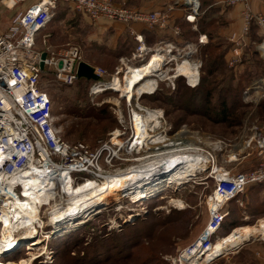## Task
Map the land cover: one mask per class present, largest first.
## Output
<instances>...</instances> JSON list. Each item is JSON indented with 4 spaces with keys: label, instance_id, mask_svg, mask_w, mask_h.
<instances>
[{
    "label": "rangeland",
    "instance_id": "1",
    "mask_svg": "<svg viewBox=\"0 0 264 264\" xmlns=\"http://www.w3.org/2000/svg\"><path fill=\"white\" fill-rule=\"evenodd\" d=\"M186 1L189 2L190 0ZM199 1L198 11L200 12L203 1ZM182 2L183 0H115L117 5L131 11H161L167 14L168 22L171 18L169 9L176 10L181 7L180 4ZM167 6H170L167 11L160 9ZM62 7L66 10L64 18H62L59 9L56 8L55 18L53 17L55 20L44 28L37 37V49L47 50L50 48L59 50L70 45H77L82 48V61L104 68L108 73H113L116 68L122 65L124 67V63L127 60L133 61L132 54H124L126 52L123 51L125 45L130 47L134 45V38L129 30L126 28L122 30L120 26L116 25L102 26L103 30L108 28L111 31L107 34L110 38L106 42L104 38L99 39L101 34L98 35L95 32L96 28L100 26L98 23L81 15L80 12L78 13L69 2H64ZM202 8L204 10V6ZM14 10L17 11L18 8L15 7ZM67 16L68 18L66 19ZM186 21L180 22L181 26L178 29L181 35L183 34L181 37L184 40L196 43L197 58H195V55L193 60L197 59L202 64L200 82L201 79L203 82L202 92L198 96L204 97L208 88L211 90V102L213 100L216 103L218 100L228 98L230 102L235 104L231 106L232 119L230 121H223V117L217 108L208 114L211 106H206L203 98H198V101L194 98L195 93L191 91L184 77L171 79L172 75L166 77L160 84L158 91L154 93L153 90L156 87L154 79H147L141 82L139 86L135 87L136 89L133 92L136 95L134 97L135 101L129 106L124 96L130 98L133 94L130 96L124 95L123 90L116 89L111 91L109 84L108 87L104 85L100 89L95 90V92H100L99 95H93L91 91L93 82L87 81L85 77H81L74 85L67 86L52 79L54 75L50 69H47L42 77L44 89L53 98L54 120L63 138L70 142H84L93 149L101 148L104 142L111 139L115 143L125 142L127 133H132V130H134L133 121L136 129L134 112L144 113L148 110L149 113L155 112L152 110H160L167 121L164 125L167 128L171 127L172 130H168V137L166 136V138L174 136L185 127V129L190 131L187 137L193 139L194 143L203 142L206 145L210 144L215 147L216 143L223 140L225 142L224 145L227 146H223L222 149L220 147L216 152L218 153L219 163H223V160L228 157L227 154H231V145L241 144L246 146V143L253 139L252 145L254 147L252 151H249L251 150L249 147L245 149L247 153L249 152L247 157L241 161L226 163L225 165L233 166L235 170H237L236 166H240L241 172H246L257 166L262 160V156L256 150L255 141L257 135L264 137V109L261 107V104L264 103V55L259 47L264 35L262 34V40L259 44H252V46L245 44V52L244 47L243 52L246 55L244 57L241 55L242 57L240 56L237 59L234 57L235 55L227 56L226 53H228L229 48H227L229 46L227 41L219 46L216 45L218 41H212L211 33L218 36L220 34L222 26L219 23L213 22L210 26H204L202 21L198 24V20H196L198 28L194 29ZM201 29H205L207 35H209L210 40L208 39L207 43H200L199 37L201 35L199 33ZM49 34L52 35L49 37ZM44 40H46V44H44ZM210 42L214 43L216 48V50H212L213 53L215 52L212 56L205 50V47ZM182 43L185 42L183 41ZM112 47H117V49L112 50ZM223 52L225 53L223 59L220 57L216 60L209 58ZM179 65L185 66L186 69L190 68L188 72L180 71V73L188 76L191 83H196L198 80L196 67H193L190 62L182 60V58L176 59V62L172 64L174 68H178ZM212 70L214 71L212 72ZM114 82H119L123 86L126 82V76L124 80L116 76L112 83L114 84ZM173 82H175V85L169 86ZM260 85L262 88H258ZM92 90L94 91V88ZM168 99L169 101L167 102L166 100ZM174 103L178 105L176 106ZM179 104L187 106L180 107ZM230 122H237V125L231 126ZM113 132H115L114 136L116 137H112ZM123 132L126 133L123 134ZM187 137L185 138L189 140ZM196 145H199V143ZM199 146L202 151L198 149H193L192 151H201L202 153L205 150V145ZM116 147L118 146L116 145ZM150 147L151 150L144 148L147 153L155 149L153 148L154 146ZM137 150L133 154L128 155L130 162L116 159L112 166L100 167L103 168L104 173L112 174L116 171L124 170L128 166L138 164L140 161L136 159L139 157L143 158L142 156L145 154H141V151ZM105 154L107 152H104L103 156ZM232 157L234 158L235 155H232ZM206 175V172L200 173L182 187L167 189L165 190L166 192L160 193L157 197L143 202L133 203L125 196H121L118 199L109 198L106 206H104L105 208H102V212L96 214L86 224H83V229L78 231V235L70 239L76 242L74 249L69 250L68 246L61 245L60 242L62 240L60 239L75 231L66 233L63 236H54L49 233L48 237L50 238L47 241V247L45 243L41 246L43 240L39 236L38 230L36 235L39 238V242L28 248L33 250L21 254H5L0 257V260L7 263L10 260L20 262L23 259H32L30 264H34L35 258L39 257L37 260L47 258L48 262H40L38 264H72L73 254L83 253L89 247L94 235L100 233L98 235L104 240V248L99 258L107 259L101 264H126L129 260L131 261L136 257L137 259L133 261V264H144L142 263L143 261H148L149 264H170L168 258L176 256L179 251L197 240L209 221L208 201L214 192V183L213 181H208ZM86 177L88 176H84L83 180ZM84 182L79 183L82 184ZM57 191H60V188H56L54 191L52 201L59 199L60 192L57 193ZM250 194L248 189L244 193L239 194L236 201L234 200L235 204L232 203L231 208L234 206V210L241 209L243 211L242 204ZM178 200L183 202L182 208L176 204ZM47 209L49 210L50 206L41 209L42 212L40 210V216L45 222L48 221ZM245 209H249V207ZM246 211L243 214L246 217L250 216L249 210ZM238 215L241 217L240 213ZM134 216H137L138 219L136 218V221L133 220L134 222L128 228L123 229L121 225L129 220L132 221ZM261 218L264 219V213L261 214L258 211L255 218L251 217L248 221L243 220L239 224H228L224 227L225 229L219 231V234L227 236L237 228L258 225ZM46 227L48 229L51 228L48 223ZM104 229L112 232H107ZM138 229H143V231L138 233L135 240L141 241V245L133 249L131 242L134 241L131 238ZM20 232L19 230L18 233ZM143 234L147 236L144 237ZM44 236L47 237V235ZM261 237L258 238L260 239ZM254 238H251L244 245L242 244L244 248L240 252H229L226 253L228 254L226 256L222 254L211 264H255L251 259L252 252L258 250L261 245L259 242H254ZM80 240L83 243H80ZM131 249H133V256L128 259L123 258L127 254L126 251ZM42 253L43 256H41ZM119 259L121 261H118Z\"/></svg>",
    "mask_w": 264,
    "mask_h": 264
},
{
    "label": "built area",
    "instance_id": "2",
    "mask_svg": "<svg viewBox=\"0 0 264 264\" xmlns=\"http://www.w3.org/2000/svg\"><path fill=\"white\" fill-rule=\"evenodd\" d=\"M247 1L221 0V4L223 7H231L239 3L247 4ZM64 2L71 3L78 12L87 14L94 21L105 18L124 22L130 26L133 23H144L150 29L157 27L164 29L168 26L167 14L161 11H131L117 5L115 0H40L28 9L18 13L11 20L6 32L0 31V177L2 178V182L0 181V214L5 209L11 211L15 209L12 199H8L4 193V188H8L5 180L25 172L31 166H39V168L47 166L55 170L54 173L56 174H59L63 168H67L72 183L77 186L80 184L79 182H86L87 180L100 181L105 176L114 174L104 173L103 168L100 166H112L116 159L130 162L128 155L133 154L137 149V151H141V154H145L144 156H149L144 148L151 150L150 146H154L162 154L164 149H172L176 143H180L182 146L186 145L187 150L191 152H193V149L201 150V147L196 145L198 142L194 143L193 139L187 137L190 131L185 127L174 136L166 138L168 130H172L171 127L167 128L164 125L167 121L160 110H152L157 113L155 119L147 123V130L151 137H146V140L141 139L135 142L137 134L134 121L132 122L134 130H132V133H127L125 142L115 143L111 139L104 142V145L99 149H93L80 141L70 142L62 137L55 124L53 102L44 90L41 78L45 69H50L60 83L74 84L79 78L77 68L79 62L82 61V51L77 45H70L59 50L50 48L39 50L36 48V43L39 33L53 19L57 5ZM183 2L189 4V12L185 16L186 20L195 24L199 14V0H193L192 2L183 0ZM191 16L195 18L192 19ZM244 18L245 32L250 31V26L254 22L262 28L264 35L263 15L254 14L248 10L244 13ZM130 31L137 42L136 50L132 54L133 61L127 60L124 67L122 65L116 68L113 73H108L106 69L94 66L98 79L93 80L92 83L91 91L93 95H99L100 92H95V90L112 82L116 76L124 80L125 76L130 74V69L127 66H139L145 63L157 50L161 51L158 66L151 76H146L141 81L155 79L156 87L153 93L158 91L160 84L170 75H172L170 79L184 77L191 87L199 84L202 64L197 59L193 60L197 48L194 50H174L175 46H171L164 40L158 42V46H149L142 33H138L134 29ZM175 31L176 34H180L178 28ZM43 42L46 44V40ZM200 42H206L202 40V36ZM263 42L264 39L261 44ZM44 52H46V57L43 59L42 54ZM178 58H182V60L190 62L193 67H196L198 72L196 83H191L188 76L180 73L178 68L172 66ZM42 61H44L45 69L41 68ZM172 71L174 72L171 73ZM170 85L174 86L175 82ZM120 94L122 93L120 92ZM124 97L127 99L126 103L131 106L130 104L135 101L134 97L136 95L133 94L131 99L127 96ZM141 114L146 116L148 110ZM154 121L158 123L155 124ZM114 133H112V137H116ZM125 133L123 132V134ZM180 133H186L185 137L189 138L187 143L176 140ZM252 142H254L253 139H250L245 148L253 147ZM202 143L200 142V145ZM224 144L225 142L220 140L217 147L220 148ZM255 144L262 160L251 170L240 171L235 174H230V172L220 174L215 168L210 171L209 176L213 179L214 192L210 196V198H213V205H209V221L197 240L179 251L176 256L168 258L170 264H211L219 257L207 258L216 238L219 237V231L222 230L225 219L229 215L227 204L235 200L239 194L244 193L249 186L264 183V137L257 135ZM116 145L118 147L115 148ZM162 148L164 149L162 150ZM104 152H107L105 156H103ZM140 158L136 160L140 161ZM84 176L88 177L83 180ZM56 181V188H60L61 180L57 179ZM13 191L16 195L20 194L22 196L21 184L13 187ZM60 191H57V193ZM10 196L14 197L13 195ZM59 200H61L60 197ZM46 207L43 206L41 209ZM47 215H50L48 209ZM40 220L44 223V226H41L38 222L35 225L39 230V236L43 240L41 246L44 245L43 243L47 246V241L50 238L46 227L48 221H43L41 216ZM44 235H47V237ZM18 236L19 233L16 230L14 239L11 241H15ZM28 247L25 244L15 254L33 250L28 249ZM43 253L41 256H43ZM38 258H35L34 264L48 262L47 258L37 260Z\"/></svg>",
    "mask_w": 264,
    "mask_h": 264
},
{
    "label": "bare ground",
    "instance_id": "3",
    "mask_svg": "<svg viewBox=\"0 0 264 264\" xmlns=\"http://www.w3.org/2000/svg\"><path fill=\"white\" fill-rule=\"evenodd\" d=\"M190 18L194 19L195 17L191 16ZM202 40L207 41V37L202 36ZM260 49L264 55V42ZM160 52L157 50L145 63L137 67H128L130 74L126 75V82L123 86L119 82H114V84L111 82V89L123 90L124 95H132L137 84L145 76H151L158 66ZM187 68L189 67L187 66ZM189 69H186L185 66H178L179 72H188ZM156 113V111L149 112L146 116L138 112L135 113L137 132L135 142L141 139L146 140L145 138L150 136L147 123L155 119ZM154 123L157 124L158 122L154 121ZM185 134L180 133L176 140L187 143ZM201 151L191 152L187 150L186 145L182 146L180 143L174 144L172 149H164L162 154L155 148L148 153L149 156L140 158L138 164L107 175L100 181L87 180L78 186L72 183L67 168H63L59 174H56L54 173L55 170L47 166L44 168L31 166L23 173L7 178L5 184L8 188H4V193L8 199H12L15 209L12 211L5 209L0 214V257L5 254L16 253L25 244L31 248L39 242L36 235L38 228L35 223L38 222L43 226V222L40 220V210L43 206H50L48 224L51 228L48 229V234L63 236L66 233L76 231V229L79 230L83 224H86L96 214L101 213L102 208L111 197L118 199L125 196L133 203L143 202L157 197L167 189H177L192 181L200 173L207 171L209 166L207 155H203ZM162 166L165 167L162 171L164 175L154 177ZM219 173L223 174L222 171ZM57 179L61 180V186L58 184L60 188L62 187L59 196L61 200L52 201ZM0 181L2 182L1 177ZM17 184L22 186V196L16 195L13 191V187ZM10 195L14 197L12 198ZM176 204L181 208L183 207V202L180 200L176 201ZM208 205H213V198H209ZM78 213L83 216L74 219ZM136 217L134 216L132 221ZM16 230L21 232L15 241H11L14 239ZM255 235H264V219L258 225L240 227L227 236L217 237L207 258L229 253L242 242L247 241L249 237ZM14 243L16 244L13 245ZM31 260L23 259L20 262L10 260L7 263L0 260V264H30Z\"/></svg>",
    "mask_w": 264,
    "mask_h": 264
},
{
    "label": "crops",
    "instance_id": "4",
    "mask_svg": "<svg viewBox=\"0 0 264 264\" xmlns=\"http://www.w3.org/2000/svg\"><path fill=\"white\" fill-rule=\"evenodd\" d=\"M39 1L40 0H0V31L6 32L10 26L11 20L18 13L28 9L29 7H31L32 5H34L35 3L39 2ZM201 1H203L202 5L204 6V10L202 8V16L205 15L207 21L213 19V20H215V22L219 23L222 26L219 36H222L226 41H228L232 45L228 49V53H226L227 56L228 55H231V56L235 55L234 57H236L237 59L241 55L244 57L246 55V53H244L245 52V47H244L245 44H250V46H252V44L256 45V44H259L261 42L263 31H262V28L258 24L253 22L250 26V31H248V33L245 32V29H244V27H245L244 13L246 11L250 10L254 14H261L264 16V0H248L247 4L239 3V4H237L235 6H231V7H223L221 4V0H201ZM62 5H63V3H59L57 5L58 7H56V8L59 9L60 14H62V18H64V14L66 13V10L63 9ZM70 5L73 6L71 3H70ZM203 6H201V7H203ZM15 7L18 8L17 11L14 10ZM169 8H170V6H167L165 8H160V9H162L163 11H167ZM157 10H159V9H157ZM169 10L171 11L170 12L171 18H170V21L168 22V26L164 29L157 27L154 30H150V28L144 23H133L132 26H130L129 24H126L124 22L115 21V20H108V19L103 18V19H99V20L95 21V23H98L100 25L99 27L96 28L97 31L95 30V32L98 35L101 34L99 39L104 38V39H106L105 41L108 42L107 39H109L110 36L107 34H109L111 31L108 28H105L106 30H103L102 26H104V25H116V26H120L122 30L125 28L129 31L131 29H134V30H136V32L142 33L144 35V38L146 40L147 45H149V46H158L157 43L164 40L165 42L171 44V46H175L174 50L175 49H178L180 51L181 50H189V49L194 50L196 48L195 47L196 43H193L190 40H187V41L184 40V38L181 37L182 36L181 33L179 35V34H176V31H175L176 28H179V26H181L180 22L186 21L185 16L189 12L188 6L187 7L181 6V7H178L176 10H172V9H169ZM80 14L90 18L87 14H84L82 12H80ZM54 18L51 20V22L48 25H50L55 20ZM67 18H68V16L66 17V19ZM197 20L199 21L198 16H197ZM196 22H195V24H193L191 22L189 23L186 21V23L193 26L194 29H197V23ZM130 34H131V31H130ZM199 34L201 36H206L207 40L208 39L210 40L209 35H207L206 33L201 32ZM51 35L49 34V37ZM132 37H133V35H132ZM200 37H199V40H200ZM183 41L185 43H182ZM133 42H134L133 47H130L128 45L127 46L125 45L123 47V49H124L123 51L126 52L124 54H130V55L133 54V52L136 50V46H137L136 40L133 39ZM204 43H207V41ZM243 47H244V52H243ZM111 49L115 50V49H117V47H112ZM194 55H196L195 58H197V52ZM110 83L104 84V85L108 87ZM258 88H262L261 85ZM112 90H114V89H112ZM198 143L200 145V142H198ZM202 145H203V143H202ZM204 145H205L204 146L205 150L202 152V154L205 156L207 155L206 156L208 159L207 164H209L207 171H205L207 174L206 175L207 179L211 178L209 176V173L214 168V166H215V169L218 171V173L220 171L230 172V174H235L237 172H240V166H236L237 170H235L233 168V166H226L225 164L226 163H233L235 161H241L245 157H247V154L249 153V152L247 153V151H245V149H246L245 146H243L241 144L240 145H231V148H232V149L230 148L231 154H227L228 155L227 159L225 158L223 160V163H219L218 153H216L217 150H219V147H217V143H216L215 147H212L210 144L206 145L205 143H204ZM223 146H227V145H222V147ZM222 147H221V149H222ZM253 147H251L250 148L251 150H249V151H252ZM193 152H195V151H193ZM220 154H222V153L220 152ZM232 155H235V157L233 158ZM248 190H250L251 194L243 202L242 206H243V208L249 207V209H244L243 213L245 214L247 212L246 210H249L248 212L251 215L250 216L248 215L246 217L243 214V217H245V218H243V217L241 218L242 220H246V221L251 219V217L255 218L257 216L258 211L261 214L264 213V183L249 186ZM261 219H263V218H261ZM261 219H259V220L261 221ZM222 229H225V228H222ZM221 236H224V235L219 234V237H221ZM260 236L261 235L251 237V238L255 237L254 242H256V243L259 242V244L261 245L258 250H255L254 252H252L251 259L253 262H255V264H264V248H263L264 235H262V237L259 239L258 237H260ZM251 238L247 239V241L251 240ZM257 238H258V240H257ZM240 245L237 246L238 248L236 247L237 249L234 248L230 252H233V251H236V253L240 252V250L244 248V246H243L244 244L241 246ZM226 255H228V254H224V256H226Z\"/></svg>",
    "mask_w": 264,
    "mask_h": 264
},
{
    "label": "trees",
    "instance_id": "5",
    "mask_svg": "<svg viewBox=\"0 0 264 264\" xmlns=\"http://www.w3.org/2000/svg\"><path fill=\"white\" fill-rule=\"evenodd\" d=\"M198 18H199V21H198V24H199V22L200 21H202V24L204 25V26H210L213 22L215 23V20H213V19H211V20H208L207 21V19H206V16L205 15H203L202 16V7H201V9H200V12H199V14H198ZM197 28H198V25H197ZM150 30H154V29H150ZM202 33H206V31H205V29H201L200 30ZM200 32V33H201ZM207 34V33H206ZM183 35V34H182ZM211 35H212V41H218L217 43H216V45H220V44H225V39H223L222 37H220V36H218V35H213L212 33H211ZM186 37H188V36H186ZM222 43H221V42ZM227 43H228V45L229 46H227V48L229 47H231L232 45L227 41ZM233 44V43H232ZM215 46V44L214 43H212V42H210L206 47H205V50L206 51H208L209 53H210V55L212 56V55H214V53L212 52V50H216V48L214 47ZM228 48V49H229ZM81 51H82V48H81ZM225 55V53L223 52V53H221V54H216V56L215 57H209V58H213L214 60H216V59H218L219 57L220 58H222L223 59V57H225L224 56ZM47 69H45V71H46ZM44 71V72H45ZM214 70H212V72H213ZM44 72H43V74H44ZM54 75V74H53ZM42 77H43V75H42ZM54 77V78H53ZM52 77V79H54L55 81H57V79L55 78V76H53ZM81 77H79L78 78V80L80 79ZM108 78H110V76H108ZM180 78H182V77H180ZM87 81L89 80V81H91V83L93 82V80H90V79H87V78H85ZM77 80V81H78ZM76 81V82H77ZM57 82H59V81H57ZM75 82V83H76ZM41 83H42V86H43V88H44V84H43V80H42V78H41ZM74 83V84H75ZM63 84V83H62ZM74 84H72V85H74ZM66 85V84H65ZM67 86H71V85H67ZM189 86V85H188ZM190 88H191V91L192 92H194L195 93V95H194V98H196V100L199 98H203V102L204 103H206V106H211V108L208 110V114H209V112H211L212 113V111H214V110H216V108H217V110H218V112H220V114L222 115V117H223V121H225V122H228V121H230L231 119H232V107L231 106H233V105H235V104H233L232 102H230V100L228 99V98H226V99H223V100H218L216 103L215 102H213V100H212V102L214 103H212L211 102V98H210V92H211V90L210 89H208L207 88V92H205V94H204V97L202 96H198V94H200V92H202V87H203V82H202V79H201V82L199 83V85H197V86H195V87H191V86H189ZM45 90V89H44ZM49 95V94H48ZM184 95V94H183ZM50 96V95H49ZM50 98H51V100H52V102H53V111H54V101H53V98H52V96H50ZM167 102L169 101V99L168 100H166ZM198 101V100H197ZM189 103V102H188ZM195 103H197V102H195ZM232 103V104H231ZM176 106L178 105V104H176V103H174ZM180 105V104H179ZM203 105H205V104H203ZM183 105H180V107H182ZM184 106L186 107L187 105H185L184 104ZM183 106V107H184ZM261 107L264 109V103L263 104H261ZM230 125L231 126H236L237 125V122H230ZM63 137V136H62ZM65 139V138H64ZM208 181H210V182H212L213 181V179L212 178H208ZM248 189V188H247ZM237 199V198H236ZM236 199H235V201H236ZM235 201L234 200H232V201H230L228 204V206H227V208H228V210H229V215L227 216V218L225 219V222H224V224H223V228L226 226V225H228V224H239V223H241V222H243V220L241 219L242 217H243V211L241 210V209H238V210H234L235 208H234V206H233V208H231V205H232V203L233 204H235ZM242 209L244 210L245 208H243L242 207ZM241 214V217L238 215V214ZM138 219V218H137ZM136 221V220H135ZM134 221H130V222H124L123 223V225H121V227L123 228V229H126V228H128L130 225H131V223H133ZM83 228H80L79 230H77V231H75V232H73V233H71L70 235H67V236H65L64 238H62V239H60V240H62V242H60V244L61 245H65V247H67L68 246V249L69 250H71V249H74L75 248V245H76V242H75V240L74 241H71L70 239H72L73 238V236H76V235H78V231H80V230H82ZM104 230H106V229H104ZM107 231V230H106ZM105 231V232H106ZM141 231H143V229H138V230H136V233L134 232L133 234H134V236L131 238L134 242H131V244H132V246H133V249L135 248H137V247H139L140 245H141V241H138L137 239L135 240V238L137 237V235H138V233L139 232H141ZM107 232H112V231H107ZM114 233V232H113ZM98 234H100V233H98ZM98 234H95L94 235V237H93V239H92V241L89 243V247H87L86 248V250L82 253H80V252H78V253H76V254H73V256H72V264H101L102 262H104V261H106L107 259H105V258H99V255H101V253H103V248H104V240H102V238H100L99 237V235ZM132 234V235H133ZM131 235V236H132ZM144 235V237H146L147 235L146 234H143ZM224 236H226V235H224ZM83 238V237H82ZM80 239V238H79ZM83 240V239H82ZM82 240H80L79 242L80 243H83L82 242ZM84 241V240H83ZM59 244V245H60ZM123 245V244H122ZM145 248V247H144ZM133 249H131V250H127L126 252H127V254L125 255V256H123V258H131L132 256H133ZM142 258V257H141ZM96 259H100V260H96ZM137 259V257L136 258H134L133 260H129L127 263L128 264H133V261L134 260H136ZM118 261H121V259H119ZM117 261V262H118ZM126 263V264H127ZM142 263H144V264H149V262L148 261H143ZM64 264V263H63Z\"/></svg>",
    "mask_w": 264,
    "mask_h": 264
},
{
    "label": "water",
    "instance_id": "6",
    "mask_svg": "<svg viewBox=\"0 0 264 264\" xmlns=\"http://www.w3.org/2000/svg\"><path fill=\"white\" fill-rule=\"evenodd\" d=\"M180 6H183V7H187V6H189V4L188 3H182V4H180ZM46 57V52H44L43 54H42V58L44 59ZM41 68L42 69H45V64H44V61H42L41 62ZM77 73H78V76L79 77H85V78H87V79H90V80H96V79H98V76L95 74V69H94V66L93 65H91V64H89L88 62H86V61H80L79 62V64H78V68H77ZM163 168H165V167H163L162 166V168H160L157 172H156V174L154 175V177H156V176H158V175H164V173L162 172L163 171ZM94 209H95V207H94ZM76 217H74V219H78V218H81L83 215L81 214V213H78L77 215H75ZM137 218V217H136ZM250 240H248V241H245L244 243H247V242H249ZM243 243V244H244ZM242 245V244H241ZM240 245V246H241ZM238 248V247H237ZM236 248V249H237ZM235 249V250H236ZM222 254H220V255H218V256H221Z\"/></svg>",
    "mask_w": 264,
    "mask_h": 264
}]
</instances>
